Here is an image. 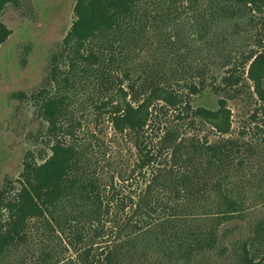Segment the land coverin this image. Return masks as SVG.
I'll list each match as a JSON object with an SVG mask.
<instances>
[{
	"label": "trees",
	"instance_id": "1",
	"mask_svg": "<svg viewBox=\"0 0 264 264\" xmlns=\"http://www.w3.org/2000/svg\"><path fill=\"white\" fill-rule=\"evenodd\" d=\"M9 4L19 0H0V15ZM73 13L48 81L31 94L49 125L50 152L27 154L0 191V264L38 240L44 245L28 264H264V216L227 238L249 197L241 174L255 143L230 136L226 97L217 109L192 104L209 86L229 96L244 90V72L264 103V0H76ZM189 13L207 45L208 36L227 38L225 27L216 31L221 19L251 40L223 56V83L185 59L180 80L160 61L118 72L120 57L131 62L152 44L151 30ZM10 34L0 18V46ZM90 77L98 132L75 114L74 94ZM53 81L56 93L48 90ZM106 123L135 147L133 164L104 161ZM205 123L217 140L200 134Z\"/></svg>",
	"mask_w": 264,
	"mask_h": 264
},
{
	"label": "rangeland",
	"instance_id": "2",
	"mask_svg": "<svg viewBox=\"0 0 264 264\" xmlns=\"http://www.w3.org/2000/svg\"><path fill=\"white\" fill-rule=\"evenodd\" d=\"M75 1L19 0V5L9 4L0 15L1 20L11 29L10 36L0 46V191L7 180L15 181L20 175L27 154L39 150L50 152L46 143L49 125L39 114L31 94L40 90L45 81H48L51 58L62 49V42L74 20ZM159 26L151 30L152 44L146 43L144 49L139 48L141 52L131 62L124 56L119 58V73L127 71V65H130L137 74L139 63L144 66L148 62L160 61L166 68H170V72L175 70L176 79L180 80L178 68L186 65L181 61L185 59L193 67L206 64L209 68L206 72L208 81L223 83L229 68V65L223 64V56L229 51L237 52L247 48L251 41L244 31L233 32V28L227 27L221 19L216 23V31H223L225 27L227 38H223V42L216 39L211 41V36H208L207 40L210 42L207 45L206 35L202 33L192 13L184 14L175 21L160 23ZM124 50L125 55L130 53V49ZM63 65L67 70L68 64ZM243 78L244 90L235 95L229 96L224 91L215 92L209 86L192 100L194 107L217 109L220 97H226L232 110L230 136L251 140L256 146L250 162L242 169L245 176L241 174L249 185L246 192L249 197L244 211L231 222L239 227L228 234V241L238 238L240 233L245 235L249 225L264 216V103L258 99L246 72ZM85 82L86 89L81 87L82 92L74 94L77 108L75 114L83 120L84 128L98 132L101 126L94 121L97 111L91 98H96L99 94L92 77L86 78ZM58 89L54 81L48 87L51 93H56ZM21 93L26 96L22 98ZM83 112L86 117L82 116ZM200 134L208 135L210 141L221 136L209 123L203 124ZM102 137L106 146L104 161L112 160L114 166L123 157L129 165L134 163L137 156L135 147L124 141L120 135H115L110 123H106ZM43 245L39 240L31 243L12 257L11 264L17 260L20 261L18 264L32 262ZM216 263L215 261L211 264ZM225 264L230 263L227 260Z\"/></svg>",
	"mask_w": 264,
	"mask_h": 264
}]
</instances>
